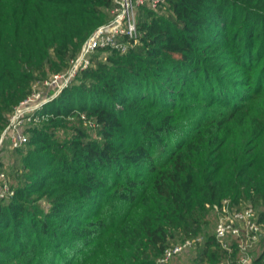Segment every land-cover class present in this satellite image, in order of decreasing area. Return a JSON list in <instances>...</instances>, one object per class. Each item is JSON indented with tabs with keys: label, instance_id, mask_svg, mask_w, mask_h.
Here are the masks:
<instances>
[{
	"label": "trees",
	"instance_id": "obj_1",
	"mask_svg": "<svg viewBox=\"0 0 264 264\" xmlns=\"http://www.w3.org/2000/svg\"><path fill=\"white\" fill-rule=\"evenodd\" d=\"M110 4L0 0V130L34 79L67 66ZM142 7L138 42L123 53L99 49L77 75L79 82L41 107L14 148L24 170L13 194L0 200V264H160L156 257L175 217L184 236L200 230L189 211L193 173L184 162L187 151L199 146L188 142L177 158L165 154V137L177 133L176 111L184 110L172 86L185 89L183 80L197 89L194 97L201 81L215 90L220 80L209 76L207 63L231 46L232 29L264 45V0H165L164 14ZM238 57L247 62L251 54ZM196 111L188 109L192 117ZM87 120L94 121L96 137ZM68 124L72 135L56 140L55 129ZM183 141L179 137L175 146ZM221 191V181L213 180L204 200L220 203ZM152 196L164 202L158 220L128 212ZM111 200L129 207L111 210ZM257 202L255 194L251 203L264 222ZM201 245L202 260L227 253L214 233Z\"/></svg>",
	"mask_w": 264,
	"mask_h": 264
},
{
	"label": "rangeland",
	"instance_id": "obj_2",
	"mask_svg": "<svg viewBox=\"0 0 264 264\" xmlns=\"http://www.w3.org/2000/svg\"><path fill=\"white\" fill-rule=\"evenodd\" d=\"M104 12L106 20L110 16V8H104ZM157 13H166L165 0L159 1ZM138 15L143 16V7L138 9ZM230 34L231 46H226L221 53L211 56L210 58L214 59L212 64L207 63L209 76L220 80L219 84L214 85L215 90L211 92L201 81L198 97H194L193 92L197 89L183 80L181 85L185 89L172 86L178 97L183 100L180 105L184 110L176 111L173 124L178 128L177 133L165 137V154L177 158L176 153L183 151L181 148H185L188 142H195L199 146L197 151L194 148L187 151L184 162H189L188 169L193 173V203L189 211L196 217L200 229L189 238L201 237L200 240H195L192 247L174 258L172 264H228L236 259L228 253L219 255L214 260L206 257L200 259L201 244L213 233L217 218L213 204L205 201L203 196V190L213 180L221 181V199L251 203V197L256 194L258 208L264 209V45L260 38L248 37L247 33L238 29H232ZM245 52H249L251 58L247 62L240 61L238 56ZM52 73L39 78H47ZM78 82L76 78L72 83ZM188 109L197 110V115L192 117ZM86 123V126L90 127L88 128L91 135L96 137L94 121L87 120ZM27 126L24 128L26 136ZM72 132L70 124L67 127L61 126L55 129V138L63 141L65 137L71 136ZM179 137L184 138L186 143L175 146ZM171 150L173 152H170ZM20 154L10 148L7 141L0 148V173H3L0 180V200L9 199V193L14 191L12 185L16 183V176L24 170ZM146 192L141 191L144 196ZM143 200L128 212L151 213L158 220L160 211L165 208L164 202L159 203L153 196L146 204ZM40 201L44 208L48 207L45 198ZM111 201V210L116 208L120 212L129 207L126 204H118L115 200ZM173 220L174 227L169 224L166 226V246L188 238L179 229V219L175 217ZM164 224H167L166 221ZM161 254L156 257V261Z\"/></svg>",
	"mask_w": 264,
	"mask_h": 264
},
{
	"label": "built area",
	"instance_id": "obj_3",
	"mask_svg": "<svg viewBox=\"0 0 264 264\" xmlns=\"http://www.w3.org/2000/svg\"><path fill=\"white\" fill-rule=\"evenodd\" d=\"M160 0H111L110 16L96 26L81 43L78 51L68 59L65 68L47 78L32 82L30 91L10 112L7 123L0 130V148L5 141L10 148L19 147L26 138L25 126L37 121L41 107L71 84L81 70L91 64V56L99 49H117L123 53L138 42V9L157 8ZM3 173H0V180ZM13 194V190L12 193ZM217 211L214 236L219 246L231 254L235 244L236 259L228 264H264V222L259 220L257 208L250 202L234 205L229 198L214 203ZM196 239L185 238L166 246L158 262L172 264V260L192 247ZM251 250V251H250ZM251 252V256H250ZM257 257V261L254 262Z\"/></svg>",
	"mask_w": 264,
	"mask_h": 264
}]
</instances>
